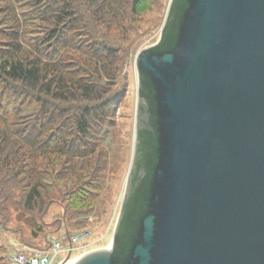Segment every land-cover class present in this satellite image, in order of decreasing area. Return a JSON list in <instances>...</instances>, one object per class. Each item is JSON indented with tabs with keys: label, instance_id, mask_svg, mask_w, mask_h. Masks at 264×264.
<instances>
[{
	"label": "water",
	"instance_id": "water-1",
	"mask_svg": "<svg viewBox=\"0 0 264 264\" xmlns=\"http://www.w3.org/2000/svg\"><path fill=\"white\" fill-rule=\"evenodd\" d=\"M136 67L113 238L74 264H264V0H170Z\"/></svg>",
	"mask_w": 264,
	"mask_h": 264
},
{
	"label": "trees",
	"instance_id": "trees-1",
	"mask_svg": "<svg viewBox=\"0 0 264 264\" xmlns=\"http://www.w3.org/2000/svg\"><path fill=\"white\" fill-rule=\"evenodd\" d=\"M146 5L0 0L3 204H16L19 191L17 203L34 210L50 203L49 188L58 184L70 199L65 223L84 225L101 190L99 158L116 114L117 69L124 66L131 34L139 30L135 17ZM5 249L0 245V264H9Z\"/></svg>",
	"mask_w": 264,
	"mask_h": 264
},
{
	"label": "rangeland",
	"instance_id": "rangeland-1",
	"mask_svg": "<svg viewBox=\"0 0 264 264\" xmlns=\"http://www.w3.org/2000/svg\"><path fill=\"white\" fill-rule=\"evenodd\" d=\"M146 3L145 9L135 17L134 23L139 30L131 34L130 51L124 66H121L120 71L117 69L118 77L113 90L119 93V97L115 99L116 114L112 125L107 128L109 133L102 144L104 152L99 159L104 163V169L100 173L101 190L96 193L94 210L85 217L83 226L70 225V221L67 226L64 218L67 216L65 211L70 199L69 195H64L66 191L61 192L58 184L49 188L50 193L46 199H51L50 203L36 205L34 210L17 203L19 191L15 195L14 205L3 204L0 199V245L6 246L5 251L9 254L20 253L21 249L27 248L25 245L37 247L33 249H46L51 243L61 241L65 248L60 253L61 261L67 257L65 254L68 252L66 246L69 245V235L81 231L88 233L71 250L72 258L110 246L134 149L138 99L136 58L143 49L160 40L170 0H146ZM8 253L6 258L9 263Z\"/></svg>",
	"mask_w": 264,
	"mask_h": 264
},
{
	"label": "built area",
	"instance_id": "built-area-1",
	"mask_svg": "<svg viewBox=\"0 0 264 264\" xmlns=\"http://www.w3.org/2000/svg\"><path fill=\"white\" fill-rule=\"evenodd\" d=\"M87 231H82L71 236L69 239V245L66 246L67 254H72L75 246L78 245L80 240L86 237ZM61 241H56L51 243L46 249H30V250H20L9 255L10 264H62L64 258L59 261L62 254H60L64 248ZM72 250V251H71ZM29 254V255H28ZM77 256L74 259H77Z\"/></svg>",
	"mask_w": 264,
	"mask_h": 264
},
{
	"label": "bare ground",
	"instance_id": "bare-ground-1",
	"mask_svg": "<svg viewBox=\"0 0 264 264\" xmlns=\"http://www.w3.org/2000/svg\"><path fill=\"white\" fill-rule=\"evenodd\" d=\"M76 261L74 259L69 260L66 264H74Z\"/></svg>",
	"mask_w": 264,
	"mask_h": 264
},
{
	"label": "flooded vegetation",
	"instance_id": "flooded-vegetation-1",
	"mask_svg": "<svg viewBox=\"0 0 264 264\" xmlns=\"http://www.w3.org/2000/svg\"><path fill=\"white\" fill-rule=\"evenodd\" d=\"M126 189V188H125ZM124 199V198H123ZM123 203V202H122ZM122 207V206H121Z\"/></svg>",
	"mask_w": 264,
	"mask_h": 264
}]
</instances>
